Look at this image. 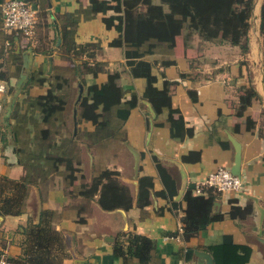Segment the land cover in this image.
<instances>
[{"label": "crops", "instance_id": "0c3cea01", "mask_svg": "<svg viewBox=\"0 0 264 264\" xmlns=\"http://www.w3.org/2000/svg\"><path fill=\"white\" fill-rule=\"evenodd\" d=\"M5 1L0 0V81L7 86L0 116V252L5 260L22 257L29 234L45 228L59 237L52 251L56 264H140L114 252L117 241L126 250L136 235L155 243L149 264H208L202 253L211 255L207 249L225 236L252 249L248 264H264V0L254 1L247 54L203 42L198 35L186 42L182 33L173 49L161 45L147 57L158 89L174 83L172 108L193 131L184 141L172 137L168 111L157 114L145 98L146 80L132 77L124 49L112 45L121 36L119 22L109 27L106 20L119 13L110 10L89 19V0H28L38 11L31 44L4 30ZM97 65L96 75L88 70ZM110 75L123 102L136 95L138 105L127 120L114 117L119 130L107 137L83 117L82 101L91 86L106 84ZM246 89L257 97L238 116ZM50 94L61 110L46 121L39 102ZM237 146L243 189L219 193L213 213L224 219L187 241L185 198L195 196L210 173L232 170ZM159 166L176 185L173 200L162 195L166 187ZM106 169L118 172L133 208L106 211L99 204L101 193L94 199L80 195L83 185ZM142 177L153 178L154 186L149 205L141 208ZM9 182L14 190L4 186ZM20 187L19 209L2 203L17 198Z\"/></svg>", "mask_w": 264, "mask_h": 264}, {"label": "trees", "instance_id": "16d2710c", "mask_svg": "<svg viewBox=\"0 0 264 264\" xmlns=\"http://www.w3.org/2000/svg\"><path fill=\"white\" fill-rule=\"evenodd\" d=\"M254 1L89 0L90 14L86 18L90 19L98 13H107L110 10L120 14V16L106 20L109 27L113 26L115 21L119 22L118 30L121 36L112 45L124 49L127 66L132 77L146 80L145 98L153 105L157 114L160 115L168 111L172 137L184 141L193 136V131L187 128L181 112L172 108L170 87L174 83L166 82L163 90L158 89L156 87L157 77L153 73L154 66L147 60V57L154 54L161 45L173 49L177 37L182 33H185L186 42L190 37L198 35L203 42L239 47L243 54H247ZM261 34L264 39V6L262 8ZM165 65L170 64L166 63ZM97 67L98 65L94 69L89 68L88 70L96 75ZM114 79L115 76L110 75L106 84L91 86L89 97L82 101L83 117L97 126V134L107 137L114 136V130H119L117 126L114 127V117L125 121L138 105L136 95L130 101L123 102L122 93L113 88ZM256 97L257 94L254 90L246 89L239 98L237 115L244 116ZM191 98H195L192 93ZM55 99L50 94L39 102L46 121H49L61 110V107L56 105ZM49 135V129L43 130L44 139ZM51 147L52 144H48L46 151ZM159 173L166 187L162 195L173 200L177 194L174 181L162 166H159ZM118 177V172L103 170L93 178L90 184L83 185L80 195L85 199H94L101 193L99 204L104 210H129L133 208L134 200L129 189L118 181ZM23 184L25 186L26 181ZM4 186L12 190L15 188L12 182L6 183ZM153 186V178L142 177L139 179V207L149 205L150 191ZM23 189L24 187L19 188L17 198H4L2 203L13 205L19 209L24 194ZM218 195L219 193L215 190L208 189L203 195L195 194V196L185 198L188 209L183 218V236L187 241L212 223L224 219L222 214L213 213V206ZM173 204L177 205V203ZM233 216L235 215L233 214ZM58 243H60L59 237L55 232L45 228L36 230L29 234L23 256L18 259L6 260L10 264H56L52 251L54 245ZM154 250L155 243L152 240L136 235L132 237L126 250L123 243L117 241L114 252L116 256L137 260L140 264H149ZM207 251L212 255L215 264H248L252 253L250 247L235 244L231 236H225L221 244L211 246ZM2 259L5 258L0 252V261Z\"/></svg>", "mask_w": 264, "mask_h": 264}, {"label": "built area", "instance_id": "2783aa9c", "mask_svg": "<svg viewBox=\"0 0 264 264\" xmlns=\"http://www.w3.org/2000/svg\"><path fill=\"white\" fill-rule=\"evenodd\" d=\"M3 28L7 33H15L33 44L36 40L38 26V11L34 4L28 0H8L2 4ZM7 86L0 81V116L3 113L4 98ZM242 178L232 174L231 170L221 167L210 173L200 182L195 193L203 195L206 190L213 189L218 193L239 192L243 189ZM0 264H10L2 259Z\"/></svg>", "mask_w": 264, "mask_h": 264}, {"label": "water", "instance_id": "95a60500", "mask_svg": "<svg viewBox=\"0 0 264 264\" xmlns=\"http://www.w3.org/2000/svg\"><path fill=\"white\" fill-rule=\"evenodd\" d=\"M231 172L233 175L241 178V148L239 146H237V155L235 158V165L233 166ZM202 256L207 260L208 264H215L211 255L202 253Z\"/></svg>", "mask_w": 264, "mask_h": 264}, {"label": "rangeland", "instance_id": "374dc122", "mask_svg": "<svg viewBox=\"0 0 264 264\" xmlns=\"http://www.w3.org/2000/svg\"><path fill=\"white\" fill-rule=\"evenodd\" d=\"M68 133H69L68 135H69V137H70V135H71V133H72V126H71V125L69 126V132H68ZM56 154H57V153H56Z\"/></svg>", "mask_w": 264, "mask_h": 264}]
</instances>
